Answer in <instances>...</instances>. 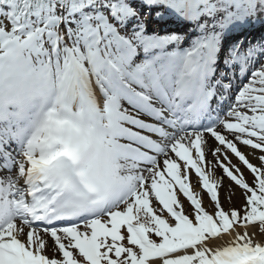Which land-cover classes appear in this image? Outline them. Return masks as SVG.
Instances as JSON below:
<instances>
[{
    "label": "snow or ice",
    "instance_id": "1",
    "mask_svg": "<svg viewBox=\"0 0 264 264\" xmlns=\"http://www.w3.org/2000/svg\"><path fill=\"white\" fill-rule=\"evenodd\" d=\"M0 264H264V0H0Z\"/></svg>",
    "mask_w": 264,
    "mask_h": 264
},
{
    "label": "rangeland",
    "instance_id": "2",
    "mask_svg": "<svg viewBox=\"0 0 264 264\" xmlns=\"http://www.w3.org/2000/svg\"><path fill=\"white\" fill-rule=\"evenodd\" d=\"M253 163L255 164V163H257V161H256L255 159H253ZM218 172H219V174H221L219 170L217 171V174H218ZM246 175H248L249 178H250V174H246ZM225 181H226V182H225V185H226L227 182L229 183V181H227L226 178H225ZM234 191H236V193H237V196L233 198V200H234V204H235V206H239V203L241 202V198L239 197V192H240V190H239L238 188H235V187H234ZM222 195H223V194H222ZM206 204H207V201H206Z\"/></svg>",
    "mask_w": 264,
    "mask_h": 264
},
{
    "label": "bare ground",
    "instance_id": "3",
    "mask_svg": "<svg viewBox=\"0 0 264 264\" xmlns=\"http://www.w3.org/2000/svg\"><path fill=\"white\" fill-rule=\"evenodd\" d=\"M217 171H218V170H217ZM218 175H220L219 172H218ZM225 182H226V181H225ZM227 184H228V182L226 183V186H227Z\"/></svg>",
    "mask_w": 264,
    "mask_h": 264
}]
</instances>
